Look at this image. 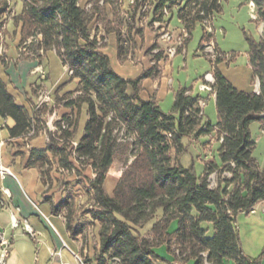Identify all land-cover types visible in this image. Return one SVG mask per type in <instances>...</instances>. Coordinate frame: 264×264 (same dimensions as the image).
Listing matches in <instances>:
<instances>
[{"label": "trees", "instance_id": "1", "mask_svg": "<svg viewBox=\"0 0 264 264\" xmlns=\"http://www.w3.org/2000/svg\"><path fill=\"white\" fill-rule=\"evenodd\" d=\"M21 1L23 11L14 17L16 26L21 24V57L26 54L40 57L41 53L56 50L72 71V77L80 82L76 92L58 96L53 108L41 104L35 106L31 114L16 103L0 79V117L14 119L11 137L26 138L31 131L34 136L47 128L46 115L59 105L77 109L76 119L65 116L56 123L55 131L48 130L46 149L33 151L27 167L37 168L42 180L47 182L52 170L49 153L69 172H80L73 160L82 166H91L95 173L90 180L95 208L87 213L101 223L96 262L173 264L155 251L157 246L166 244L169 253L183 263L194 260L195 264H225L233 260L235 264H261L264 252L255 258L244 253L237 216L249 213L264 200V171L253 157L256 140L250 130L253 122H260L264 127V31L259 41L246 35L252 83L259 80V93L236 89L218 68L225 59L218 57L213 62L215 81L211 86L216 93L218 112V121L213 125L203 122L200 97L190 94L187 88L177 92L173 111L167 114L155 101L140 97L139 84L147 74L132 80L116 73L111 58L102 50L106 37L93 34V28L105 21L106 5L117 0H89L85 5L80 4L82 0ZM164 1L154 5L153 21H162ZM10 2L0 0V35L6 32ZM250 2L257 8L254 20L264 25V0ZM143 4L144 0H135L133 27L140 20ZM189 12L186 8L180 12L188 32L198 20ZM105 29L106 33L110 32L107 26ZM211 40L212 35L205 31L201 49ZM125 41L120 33V55L125 52ZM161 56L162 53L156 55ZM204 83L208 82L204 80ZM84 104L88 121L74 149L72 139ZM120 130L130 136L121 141ZM213 131L220 142V164L206 163L204 175L198 177L193 167L185 168L177 159L173 163L172 150L178 155L184 151L183 137ZM122 148L130 150L131 154L125 159L122 176L110 195L105 187L107 174ZM213 173L218 174L216 188L210 186L209 177ZM225 173L231 177H225ZM52 211L56 215L65 211L72 236L82 233V226L75 225L78 214L73 199L52 204ZM173 220H178V229L171 234L168 230ZM150 223L153 224L146 235L143 230ZM204 223L213 225V237H208L209 228H205ZM174 245L180 257L175 255Z\"/></svg>", "mask_w": 264, "mask_h": 264}, {"label": "crops", "instance_id": "2", "mask_svg": "<svg viewBox=\"0 0 264 264\" xmlns=\"http://www.w3.org/2000/svg\"><path fill=\"white\" fill-rule=\"evenodd\" d=\"M14 1L16 2V13L7 17L6 32L0 36L3 47L0 51V79L6 84L16 103L27 108L32 114L33 108L41 105L40 98L42 95H50L51 104H45V106L51 109L55 106L58 96L62 97L65 94L76 92L80 81L72 77L56 50L41 53L40 57L28 56V54L21 57V48L19 47L21 24L16 26L14 17L23 11V3L20 0ZM167 1L165 0L163 4L164 9L168 10V14L163 15L162 21H153V7L160 0H144L140 20L133 27L131 22L132 15L135 13V3H131V0H117L112 2V5L107 4L106 10L108 13L112 12V19L114 14L120 15L122 21L124 19L125 25L120 27L115 25L112 29L109 28V33H106L105 27H102L100 23L93 28V34L106 37L107 45L102 50L111 58L112 66L118 75L125 79L135 80L147 74L139 84V95L143 100L155 101L161 110L162 105L167 102H173L174 106L177 92L180 89L187 88L190 94L200 97L196 93L205 92L200 90V85L204 83V79L210 84L215 81L213 70L198 76L190 86L186 83L183 84L180 80L176 82L173 78L176 60L180 55L187 56L185 47L191 38L192 28L189 30V36L185 40L183 48L178 47L176 54L170 56L168 49L174 47L175 44L166 43L157 38L159 25H165V29L174 37H179L185 26L181 21L180 11L179 21L183 25V29L179 34L170 30V23L167 18L173 16L172 8L177 7L178 4L168 7ZM86 3L87 0L80 2L81 5ZM145 20L150 25L155 24V29L145 24ZM258 28L262 37V23L258 24ZM214 30L215 34L217 30L215 28ZM120 33L125 38L127 37L123 55L119 53L118 35ZM159 53H162V56L157 58L156 55ZM218 68L236 89L246 92H260L259 80L252 83L253 69L249 64L247 52L244 61L239 62L236 57H233L221 62ZM132 90L130 88V92ZM207 92L209 93L207 99H211L213 105H216L215 91ZM65 116H73L76 119L77 109L66 107L63 104L59 105L54 112L46 115L47 128L41 129L36 135H30L26 138L11 137L10 129L15 126L14 119L0 117V165L9 168L13 173V175H0V236L4 235L11 243L5 264H64L73 261L71 251L81 252L84 256L92 255V249L88 247V242L87 245H83V231L78 236L70 234L65 211L57 215L52 211V204L57 205L71 198L75 202V209L78 214L75 225H81L82 216L79 200L87 197L82 193V185L84 186L85 179L60 167L58 159L53 158L50 153L52 170L50 180L47 182L42 180V175L37 168L27 167L33 151L46 149L49 142L48 130L55 131L56 123L62 121ZM205 116L206 109L204 107L203 122H205ZM87 121V105L84 104L78 116L72 146L74 143L79 144L84 135ZM262 128L260 122H253L250 125L252 136L256 140L253 157L258 161L261 170L264 171V133ZM175 152L173 149L171 153L173 163H176ZM73 162L76 168L80 169L76 161L73 160ZM91 171V175H87L90 179L95 176L93 169ZM113 171L112 166V180L107 174L105 182L106 191L110 195H113L123 173V170H120L118 171L119 175L116 176ZM3 190H8L11 197L6 196ZM1 200H5V203H2ZM263 205L261 204V207ZM14 220L20 221L18 227H14ZM24 221L30 225L35 233L34 237L25 231ZM91 221L98 224L93 219ZM177 221L171 222L169 233L173 234L177 230L175 229ZM237 226L244 253L249 257H259L264 252V211L259 209L256 213H239ZM98 232L99 230L96 228L97 243L98 248H100ZM64 242L69 248H64ZM57 251H60L61 254L52 255L53 252ZM157 251L173 264H195L193 260L183 263L174 256L168 255L166 251H169L166 244L160 245V249ZM1 259L2 248L0 246V261ZM93 259L95 260V258ZM225 264H235V262L229 260ZM261 264H264V258Z\"/></svg>", "mask_w": 264, "mask_h": 264}, {"label": "rangeland", "instance_id": "3", "mask_svg": "<svg viewBox=\"0 0 264 264\" xmlns=\"http://www.w3.org/2000/svg\"><path fill=\"white\" fill-rule=\"evenodd\" d=\"M209 1L210 0H168L166 4L168 7H173L174 4H178L177 7L174 6L172 8L173 16L167 18V21H169L170 23L171 31H175L179 34L183 29V25L179 21V12L182 9L186 8L188 12L190 11V15H194L198 18V20H196L194 23V27H192L191 29L192 35L185 47L187 51V56L180 55L178 57L175 64V71L173 74V78L176 80V82L180 80L183 84L186 83L188 86H190L193 80L196 79L198 76L203 75L206 72H211L213 70L214 65L212 58L207 55L204 48L201 49L200 47L201 39L204 35V26L201 22V16H199V13L203 10V8L206 7L208 9V6L212 7V9L209 10L213 14V27L217 30L214 34L213 41L215 48L217 49L216 52L221 54L222 58H224L225 60H230L231 58L236 57L239 62L244 61L246 57V52L249 49V44L246 39V35L253 37L257 41L261 39V33L258 28V23L254 20L252 16V10L250 6L251 0H219L218 2H214L211 5H209ZM195 2L198 3L196 6L194 5ZM202 2H204L202 5L203 7L200 9L197 8L199 3L202 4ZM15 13L16 2H13V0H11L10 14L8 15V17ZM121 18L122 17L120 15L118 16L117 14H114L112 19V12L108 13V11L106 10L105 21L100 24L102 27L107 26V28L110 29H112L115 25L119 27L121 25L124 26V19L122 21ZM108 22L110 23L108 24ZM144 22L145 24H148V26L155 29V24L150 25V23L146 20ZM164 29L165 25H159L157 31V38H160L162 40V35L168 32L167 29ZM40 38L41 37L39 36L38 39ZM186 39L187 37H183L182 33L179 37L173 36L172 40L166 43L175 44V47L178 50V47L181 48L184 45ZM105 44L107 45L106 40ZM208 94L209 93L207 91L202 93H196V95H199L201 99L205 101V122H211L213 125H215L218 121L217 107L216 105H213V101L211 99H207ZM172 107L173 102H167L166 104L162 105V110L164 113H170L172 111ZM128 136H130L128 132H126L125 130H120L119 137L121 141H123L122 139L124 138H128ZM182 144L184 146V151L179 155L175 152L174 159H177L185 168L193 167L198 177L203 176V173L205 172L206 163H209L210 161H214L217 164L221 163L219 157L220 142L217 139V133L215 131L210 134L206 133L200 136L183 137ZM130 154L131 151H126L124 148L119 151L113 165V173L116 176L119 175L118 171L124 170L126 165L125 159H127ZM206 156L208 157L205 158ZM76 163L80 168V172L78 173L74 171L73 173L85 179V184L84 186L82 185V193L84 195H87V197L85 196L83 197V199L79 200V204L81 206L80 213L82 216L80 226H82L83 229L82 240L84 246L87 245L88 242V247H91L92 249L91 256L89 254L87 256H84L81 252L80 254L85 257L88 264H98L93 258H96L99 250L97 243L96 228H98V230L100 231L101 223L99 221H97L99 225L92 223L91 220L93 219V217L91 213H87L89 212L88 210H92L95 208L94 199L89 193L91 179L87 176L91 175L92 168L90 165L82 166L80 165V163ZM108 175L109 178L112 180V168L110 169ZM212 175L209 177L210 186L211 188H216L218 185V174L213 173ZM224 176L229 178L230 175L229 173H225ZM94 177H92V179H94ZM152 224L153 223H150L144 228L143 231L146 235H149ZM203 226L205 228H209L208 237H213V225L210 223H204ZM175 229H178V221ZM158 249H160V245L155 248V251L160 257L167 259L165 256H162L158 253ZM166 253L168 255H172L167 251Z\"/></svg>", "mask_w": 264, "mask_h": 264}, {"label": "built area", "instance_id": "4", "mask_svg": "<svg viewBox=\"0 0 264 264\" xmlns=\"http://www.w3.org/2000/svg\"><path fill=\"white\" fill-rule=\"evenodd\" d=\"M219 0H210L209 1V5L213 4L214 2H218ZM103 3V2H101ZM131 3H135V0H131ZM203 3H199L198 7L197 8H202L203 6ZM198 3L195 2L194 5L196 6ZM250 6H251V10H252V16L254 19L257 18V13H256V5L254 2H250ZM91 7V4L88 5V8ZM208 7H211V6H208ZM164 14H168V10L167 9H164ZM199 16H201V22L205 28V30L213 35L215 30H214V27H213V14L212 12L209 10H207V8H203V10L199 13ZM165 30V29H164ZM183 37H188L189 36V32L186 28L183 29ZM1 36V35H0ZM162 40L164 42H170L173 38V35L169 32H166L165 34L162 35ZM2 42L0 41V51H2ZM181 44V43H180ZM204 49H205V52L207 53L208 56H210L213 60V62L216 61V59L218 57H222L221 54H219L217 51V49L215 48V45H214V42L213 40H211L210 42L208 43H205L204 44ZM177 52V49L176 47H171L168 49V54L170 56H174ZM69 72L72 74V71H70V69L68 68ZM200 90L201 91H213V87L211 86V84L209 83H202L200 85ZM51 97L49 94H44L41 96L40 98V104H51ZM199 104L202 108V113L201 115H203V108L205 107V101L203 99L200 98L199 100ZM66 128V126H64ZM57 128L54 127V130H56ZM262 131L264 133V127L262 128ZM33 134V131H31L29 133L28 136L32 135ZM169 138H171V134L168 135ZM1 144V143H0ZM78 146V143H74L73 144V148L75 149L76 147ZM0 175L2 176H5V175H13V173L11 172V170L3 165H0ZM3 193L8 196V197H11V194L8 190H3ZM89 193L92 195L93 197V189L90 187L89 189ZM2 203H5V200H1ZM261 204H264V200L258 202L255 206H253L250 210H249V213H256L259 209L260 210H263L264 211V205L261 207ZM260 205V206H259ZM92 209V208H91ZM246 213V212H244ZM46 219L50 222L49 218L46 217ZM13 225L14 227H18L20 225V221L19 220H14L13 222ZM24 229L26 232H28L32 237H34L35 233L33 232V230L31 229L30 225L24 221ZM0 246L2 248V259L0 261V264H5V260L9 254V250H10V246H11V243H10V240L8 238H6L4 235H1L0 236ZM64 248H69L68 245L64 242ZM173 249L175 251V255L177 257H180V251L178 249V247L176 245L173 246ZM72 252V255H73V261L71 262H65L64 264H88L85 257L83 255H81L80 253H77V252H74V251H71ZM57 254H61L60 251H57V252H53L52 255H57ZM116 262H119L118 259H116Z\"/></svg>", "mask_w": 264, "mask_h": 264}]
</instances>
